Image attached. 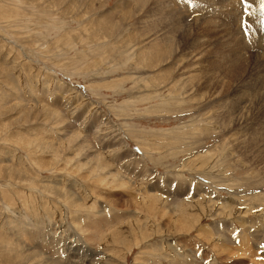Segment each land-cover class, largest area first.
<instances>
[{"label": "rangeland", "instance_id": "rangeland-1", "mask_svg": "<svg viewBox=\"0 0 264 264\" xmlns=\"http://www.w3.org/2000/svg\"><path fill=\"white\" fill-rule=\"evenodd\" d=\"M161 1L0 0V264H264V0Z\"/></svg>", "mask_w": 264, "mask_h": 264}, {"label": "bare ground", "instance_id": "bare-ground-1", "mask_svg": "<svg viewBox=\"0 0 264 264\" xmlns=\"http://www.w3.org/2000/svg\"><path fill=\"white\" fill-rule=\"evenodd\" d=\"M149 1V0H148ZM156 1V3H158L157 5L155 4V2H153V5L154 6H158L159 8H160V6L159 5H161L160 3H162V1L161 0H155ZM157 9V8H156ZM256 67V66H255ZM73 144V143H72ZM84 150V149H83ZM101 163V162H100ZM105 163V162H104ZM102 164V163H101ZM109 173V172H108ZM100 177V176H99ZM113 179V178H112ZM108 180V179H107ZM121 180V179H120ZM119 181V180H118ZM131 181V180H130ZM123 183V182H122ZM121 189V188H120ZM105 222V223H104ZM107 221H103L102 223L100 222H98V223H94V227H93V232L95 233V232H97L99 229H101V228H105L106 226H107ZM113 223V222H112ZM92 232V231H91ZM98 234V233H97ZM96 235V234H95ZM91 236V235H90ZM94 239H93V237L91 236V237H89V241H93Z\"/></svg>", "mask_w": 264, "mask_h": 264}, {"label": "snow or ice", "instance_id": "snow-or-ice-1", "mask_svg": "<svg viewBox=\"0 0 264 264\" xmlns=\"http://www.w3.org/2000/svg\"><path fill=\"white\" fill-rule=\"evenodd\" d=\"M190 2H191V0H190ZM242 3H243V0H242ZM193 6H195V5L193 4Z\"/></svg>", "mask_w": 264, "mask_h": 264}]
</instances>
